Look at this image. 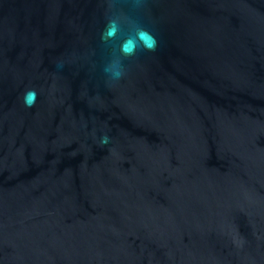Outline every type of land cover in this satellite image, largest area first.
Returning a JSON list of instances; mask_svg holds the SVG:
<instances>
[{"label": "water", "instance_id": "obj_1", "mask_svg": "<svg viewBox=\"0 0 264 264\" xmlns=\"http://www.w3.org/2000/svg\"><path fill=\"white\" fill-rule=\"evenodd\" d=\"M0 264H264V0H0Z\"/></svg>", "mask_w": 264, "mask_h": 264}, {"label": "clouds", "instance_id": "obj_2", "mask_svg": "<svg viewBox=\"0 0 264 264\" xmlns=\"http://www.w3.org/2000/svg\"><path fill=\"white\" fill-rule=\"evenodd\" d=\"M35 98H36V92L35 90H29L26 94H25V102L26 104L31 107L32 104L35 102Z\"/></svg>", "mask_w": 264, "mask_h": 264}]
</instances>
